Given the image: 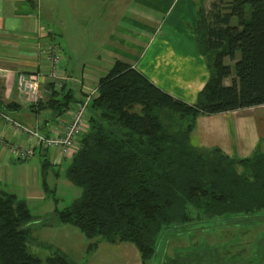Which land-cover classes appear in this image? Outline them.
I'll list each match as a JSON object with an SVG mask.
<instances>
[{
	"label": "trees",
	"instance_id": "trees-1",
	"mask_svg": "<svg viewBox=\"0 0 264 264\" xmlns=\"http://www.w3.org/2000/svg\"><path fill=\"white\" fill-rule=\"evenodd\" d=\"M197 15L196 49L209 76L194 103L173 97L119 59L98 79L88 129L65 172L81 194L55 211L59 223L96 238L89 249L100 240L129 242L142 264H154L165 232L264 211V151L234 158L218 147L191 144L200 114L264 104V0H214L209 8L199 3ZM73 98L51 92L30 107H49L58 116ZM13 105L0 99L1 111ZM43 150L40 178L46 191L52 162ZM31 220L26 200L0 192V264H75L58 251L44 259L31 252ZM185 255L183 263L177 255L165 264H187L194 256Z\"/></svg>",
	"mask_w": 264,
	"mask_h": 264
},
{
	"label": "crops",
	"instance_id": "crops-1",
	"mask_svg": "<svg viewBox=\"0 0 264 264\" xmlns=\"http://www.w3.org/2000/svg\"><path fill=\"white\" fill-rule=\"evenodd\" d=\"M52 1L55 4L61 2ZM212 1L214 0H99L100 23L97 29L101 51L89 58L88 65L83 64L79 75H74L75 72L72 74L66 68L63 47L57 42L55 31L43 17V0H0V99L6 104L15 103L8 109L0 110L5 115L0 116V164L3 163V168L7 167V174H10L8 162L16 158L10 151L13 145L36 146L34 140L13 129L12 121L36 127L43 135L60 131L71 119L76 104L85 97L87 89L97 84L98 79L116 59L139 70L173 97L186 103H194L209 76L205 57L196 49L194 26L198 20L197 6L201 3L209 8ZM90 2L92 1L67 0L66 3L70 11H76L79 3L85 8L86 4L89 7ZM95 26L83 25L82 28L87 29L89 36ZM79 34L81 35L80 31ZM49 42L56 43L61 49L59 69L63 75L62 91L74 96L67 110L58 116H54L49 107H30V103L24 101L17 89L19 72H35L46 65L44 48ZM224 82L229 83L226 79ZM49 83L50 80L44 77L42 86H48ZM48 95L49 93H43L41 100H45ZM262 110L264 104L216 114H200L191 132V141H195V146L199 148L218 147L234 158L251 156L256 151L257 144L264 140ZM87 129L88 123L84 132ZM36 153L44 156L45 151L37 146L34 154ZM46 153L54 164H59L63 158L67 159L72 155L61 154L59 148L46 149ZM29 159L30 157L27 160ZM40 166L38 170L32 168L35 176L33 174L34 182L31 185L28 182L29 194H42L37 185L39 183L41 186ZM18 177L26 181L29 170L23 175V169H20ZM189 229H185L187 232L192 231L187 242L173 241L172 237L177 231L169 232L164 244L166 260L179 255V261L183 263L185 254H194L189 256L187 264H234V247L229 241L222 251V256L227 257L228 261H220L222 257L215 258L206 254L203 260L200 259L204 253H201L202 243L199 239L192 240L196 235L194 231H203L205 226L195 225ZM183 230L178 232L184 234ZM224 231L231 232L232 229L224 227ZM130 244H110L100 240L92 252L101 250L105 253L108 264H142L139 252L135 253ZM154 264H163V261H156Z\"/></svg>",
	"mask_w": 264,
	"mask_h": 264
},
{
	"label": "rangeland",
	"instance_id": "rangeland-1",
	"mask_svg": "<svg viewBox=\"0 0 264 264\" xmlns=\"http://www.w3.org/2000/svg\"><path fill=\"white\" fill-rule=\"evenodd\" d=\"M91 1L89 7L86 4L84 8L79 3L76 6V11H70L66 3L67 0H61L56 4L52 0H43V17L55 31L57 42L64 49H62L64 51L62 54L67 65L66 68L72 74L75 72L74 75H79V70L83 64L88 65L89 58L101 51V39L97 29L100 23L99 0ZM83 25L96 26L92 28V33L88 36L87 29L82 28ZM225 63H230V61L226 58ZM226 80L229 82L230 78ZM262 113L264 115V110H262ZM191 144L195 145V141H191ZM256 151H264V140L257 144ZM43 157L36 153L30 156L29 160H15L16 158L10 160L8 162L10 165L9 175L5 170L7 167L3 168V163L0 164L2 167L0 171V192L13 193L18 198L26 200L30 209L32 220L27 225L29 227V239L27 241L29 250L42 259L58 251L64 253L75 264H92V262L108 264V261L105 260L107 257L105 253H102L101 250L94 253L92 252L93 249H89L90 243L96 238H87L75 226L61 224L56 218V210L63 209L81 194V188L71 183L65 175L70 158H63L59 164L52 163L49 166L46 175V191L37 183L42 194L27 193L28 182H30V185L34 182L33 174L35 176V172L33 169H39ZM20 169H23V175L29 170V177L26 181L18 177ZM188 212L192 214L196 213V210L194 207L189 206ZM200 222L195 221L194 225H202ZM224 227L230 228L232 231H224ZM183 231L184 234L175 232L172 237L173 241L187 242L188 235L192 231ZM194 234L196 235L192 241L199 239L198 241L202 243L201 252H204L206 256L222 257L220 261H228L227 257L222 256V251L225 243L229 241L234 247V257L232 258L234 264H264V211L255 215H240L231 221H216L205 226L203 231H194ZM168 235L169 232H165L162 236V238L164 237L163 242L160 240L158 247L160 252L156 257L157 263L163 261V264H165L167 262L164 257V244H166ZM130 245L137 253L136 247L133 244Z\"/></svg>",
	"mask_w": 264,
	"mask_h": 264
},
{
	"label": "built area",
	"instance_id": "built-area-1",
	"mask_svg": "<svg viewBox=\"0 0 264 264\" xmlns=\"http://www.w3.org/2000/svg\"><path fill=\"white\" fill-rule=\"evenodd\" d=\"M44 54L46 65L42 70L30 73L19 72L17 75L18 93L26 102L36 104L42 99L43 93H59L62 90L63 75H61V70L59 69L61 59L59 45L49 42L44 48ZM44 77L50 80L48 86H42ZM97 93V84L87 89L85 97L76 104L71 119L64 124L60 131L50 135L41 134L36 127L12 121L13 129L27 136L30 140H34L36 146L13 145L10 148L11 153L19 160H27L34 154L35 148L39 146L43 149L59 148L63 155L73 154L79 146V139L84 133L88 120V105L97 96ZM0 116L5 117L2 113H0ZM1 141L2 137L0 136Z\"/></svg>",
	"mask_w": 264,
	"mask_h": 264
}]
</instances>
